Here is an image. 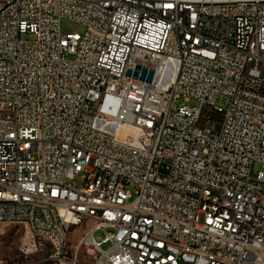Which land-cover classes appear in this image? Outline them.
<instances>
[{"label": "built area", "instance_id": "1", "mask_svg": "<svg viewBox=\"0 0 264 264\" xmlns=\"http://www.w3.org/2000/svg\"><path fill=\"white\" fill-rule=\"evenodd\" d=\"M12 220L0 264H264V0H0Z\"/></svg>", "mask_w": 264, "mask_h": 264}, {"label": "rangeland", "instance_id": "2", "mask_svg": "<svg viewBox=\"0 0 264 264\" xmlns=\"http://www.w3.org/2000/svg\"><path fill=\"white\" fill-rule=\"evenodd\" d=\"M61 29L63 32H71V33H79L82 34L85 32V27L71 21L69 19H63L61 21ZM191 105H194L192 103ZM77 186L80 184L77 182ZM133 200L136 198L135 190L133 188H129ZM5 232V227H8ZM93 228L92 222H87L81 227H72L69 231V246L73 249L79 244L83 236L88 233ZM23 234L22 226L17 224H3V233L0 234V244H3V251L6 254L7 258H12L15 262H17V250L13 249V245L20 242V238ZM94 237L98 240H102L105 237V234L101 231H96L94 233ZM108 246L105 245L103 248L106 249Z\"/></svg>", "mask_w": 264, "mask_h": 264}, {"label": "bare ground", "instance_id": "3", "mask_svg": "<svg viewBox=\"0 0 264 264\" xmlns=\"http://www.w3.org/2000/svg\"><path fill=\"white\" fill-rule=\"evenodd\" d=\"M8 224H17L22 226L21 220H12L10 222H7ZM4 223V224H7ZM3 233V231H0ZM26 239H32V231H25V237H24V231L20 238V242L13 245V249L17 250V258H22V250L20 249H28V242H26ZM48 240V233H40V241H47ZM1 254V253H0ZM4 257V256H3ZM7 258V257H5ZM23 264H32V260H23Z\"/></svg>", "mask_w": 264, "mask_h": 264}, {"label": "water", "instance_id": "4", "mask_svg": "<svg viewBox=\"0 0 264 264\" xmlns=\"http://www.w3.org/2000/svg\"><path fill=\"white\" fill-rule=\"evenodd\" d=\"M137 70H140L141 67L140 66H137L136 67ZM134 76V77H140L141 80H147V81H151L152 78H153V72L152 71H148L146 69H142V72L141 74L139 75L138 71L136 72H132V71H128L127 72V76Z\"/></svg>", "mask_w": 264, "mask_h": 264}, {"label": "crops", "instance_id": "5", "mask_svg": "<svg viewBox=\"0 0 264 264\" xmlns=\"http://www.w3.org/2000/svg\"><path fill=\"white\" fill-rule=\"evenodd\" d=\"M9 227H10V226L5 227V232H6L7 228H9ZM0 253L3 254L4 257H7L6 254H5L4 251H3V244H0Z\"/></svg>", "mask_w": 264, "mask_h": 264}]
</instances>
